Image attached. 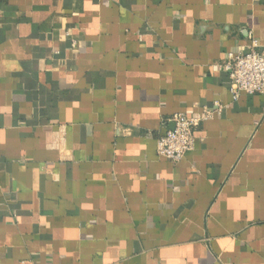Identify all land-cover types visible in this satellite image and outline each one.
Instances as JSON below:
<instances>
[{
  "label": "crops",
  "instance_id": "0c3cea01",
  "mask_svg": "<svg viewBox=\"0 0 264 264\" xmlns=\"http://www.w3.org/2000/svg\"><path fill=\"white\" fill-rule=\"evenodd\" d=\"M244 30L264 50V0H0V264H264V94L223 68Z\"/></svg>",
  "mask_w": 264,
  "mask_h": 264
},
{
  "label": "built area",
  "instance_id": "2783aa9c",
  "mask_svg": "<svg viewBox=\"0 0 264 264\" xmlns=\"http://www.w3.org/2000/svg\"><path fill=\"white\" fill-rule=\"evenodd\" d=\"M244 32L249 43L228 52L223 62V68L230 78V92L234 100L242 92L249 95L264 94V50L258 49L252 32ZM222 107L220 102L214 101L212 107H203L193 115L173 114L169 119L173 127L157 138V153L173 163L179 162L194 148V128L200 122L212 118Z\"/></svg>",
  "mask_w": 264,
  "mask_h": 264
}]
</instances>
